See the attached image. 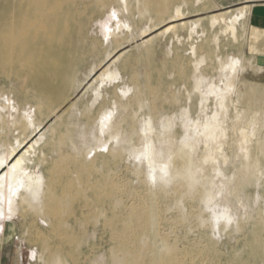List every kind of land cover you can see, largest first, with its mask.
Returning a JSON list of instances; mask_svg holds the SVG:
<instances>
[{
	"label": "bare ground",
	"instance_id": "bare-ground-1",
	"mask_svg": "<svg viewBox=\"0 0 264 264\" xmlns=\"http://www.w3.org/2000/svg\"><path fill=\"white\" fill-rule=\"evenodd\" d=\"M209 2L212 3L213 0H197L199 7L194 10L187 0H0V78H6L14 86L11 90L5 85L0 88V149L7 153L0 156V171L8 167L3 175L0 174V192L6 190L9 195V197H0V220L13 219L18 214L19 210L13 206L11 199L19 197L22 189L30 190L37 187L36 201L41 202L40 196L44 183L40 180L33 186L26 185L22 179L29 175V172L22 168V162L28 155L25 148L29 143V136L40 130L47 119L49 120L67 106L76 84L85 82L81 76L88 68L90 58L94 55L101 56L100 40L89 37L92 23L98 19L101 20L105 11L114 5L116 8L111 11L112 20L118 26V31L113 30L106 37L108 39L113 36L117 48H120L124 41L121 30L125 28L134 32V26L124 21L125 13L133 22L132 25L145 21L153 22L150 32L142 33V38L146 39L136 48L138 54H126L119 65L123 73L138 77L142 76L143 71H140V66L143 62L149 72L156 66L155 47L152 46L155 39L149 38L148 34L163 27L168 20L181 21L188 12L205 11ZM235 10L237 9L230 11L234 12L232 14L234 20L237 21L240 14L246 17L245 8H238L240 13H235ZM228 13L201 17L191 25L194 27L229 25L233 35L236 36L233 25L227 22ZM177 25H182V30L188 27L187 22L171 24L165 27L164 32L176 29ZM248 31L246 18V30L242 35L244 44L247 42ZM212 41V37H209L208 41L200 46L210 56L213 54ZM125 53L123 49L118 50V54L110 62H117ZM237 64V61L231 64L232 71L236 72ZM102 65L101 62V69H104ZM168 66L173 68L178 79L189 84L188 100L192 101V104L187 105L184 111L185 139L182 169L174 172L176 168L171 167L176 166L179 162L178 158H173L171 155L164 154L162 150L156 149L154 142L143 149H137L136 152L140 157L146 156L147 163L144 167L151 177L154 188L161 179L166 178V175L171 178L175 173L178 178L182 176L184 200L188 202L196 203L198 200L215 199L213 188L200 187L199 179L200 174L206 169L217 172L211 177V183L217 186L219 193L225 190L230 191L229 195L223 194L221 199L223 206L231 210L228 215L224 213V216L227 219H239L240 210L248 209L254 202L248 193L249 187L259 184L264 175V140L259 138L256 122H254L258 118L253 121L246 115V123L250 127V130L246 131L240 127V121L245 117L238 112L236 121L232 122L230 127L236 151L233 152V160L229 161L225 150L228 129L220 126L221 112L229 107L228 98L223 96L220 107L211 108L207 103L208 98L198 94L203 84L200 76L196 74L198 67L194 66V69L185 67L183 57L179 53H176L170 63L167 61L161 63V67L157 69L159 76L154 86H150V76L145 75L149 86L138 88L137 100L146 96L145 92L149 91L148 89L153 91L156 99L165 93L170 94V82L164 78ZM145 71L148 73L147 70ZM109 78L113 76L109 75ZM234 79L229 80L226 86L229 91H235L238 94L237 102L259 104L263 93H260L253 85L240 84L238 87ZM219 91L221 93L220 89ZM211 93H215V90H211ZM199 104L201 107L198 106ZM141 105L145 106L153 116L160 110L156 104L152 107H149V104ZM125 108L126 106L122 103L116 109V114L115 110L103 112L104 123L100 133L109 129L115 130L118 127L129 129L125 138L117 136V144L124 140L132 142L141 133L131 119L123 118L122 113ZM25 110L31 112L33 116L27 117ZM70 112L71 106L66 107L64 115ZM195 114H198L197 118ZM84 117L89 121L92 119L89 113H84ZM150 117L147 124L143 126L142 135L156 133L155 120L152 116ZM188 120L193 124L188 126ZM163 123L164 134H167L172 124H167V121ZM217 129L220 132L218 135H216ZM200 132L203 133L204 140L200 137ZM69 134L70 130L62 136ZM160 134L163 135L161 132ZM94 139L100 140L97 150L80 151L74 148L72 150L74 154L67 151L66 144L59 143L57 146L59 158L48 165L45 202L48 203L47 214L52 220L46 221L49 226V236L45 240L51 239L52 244L50 246L49 242L45 241L43 251L54 248L55 253L67 256L73 264H78L81 257L80 249L84 245V238L90 234V226L100 224L102 229L108 230L110 237L116 243L117 257L126 264H264V215H260V219L253 222L249 229V236L245 235L247 240L243 244V254H240V250L237 251L239 261H222L219 254L210 246L196 253L185 251L182 257L177 256V253L172 250L167 253L154 251L152 254L142 250L140 238L144 234L154 236L156 234L158 211L155 206H146L143 203L128 208L119 206L117 198L122 192L112 179L111 173L99 174V177L92 180V175L100 173L104 165L115 167L121 155L116 147L101 140L98 135ZM20 154L18 160L9 166L11 158ZM86 154L89 156L94 154L97 157L86 164L84 159ZM74 155H82L84 161H80ZM226 164L236 170L233 178L226 177L229 170V167L227 169L223 167ZM251 167L260 172L255 180L250 177ZM72 171L77 174L76 178L70 175ZM215 177L218 180H215ZM168 182L171 181L168 180ZM219 183L221 186L218 185ZM80 184L83 186H79ZM169 185L171 187V183ZM25 199V197L22 198L23 202H27ZM72 206H77L79 211L69 214L68 210ZM27 212L26 210L25 213ZM245 227L244 224H238L232 230L242 232ZM14 228L15 225L11 223L5 235L6 240L12 238ZM41 260L47 262L43 255ZM206 261L208 263H205Z\"/></svg>",
	"mask_w": 264,
	"mask_h": 264
},
{
	"label": "rangeland",
	"instance_id": "rangeland-1",
	"mask_svg": "<svg viewBox=\"0 0 264 264\" xmlns=\"http://www.w3.org/2000/svg\"><path fill=\"white\" fill-rule=\"evenodd\" d=\"M187 2L191 3L194 10L199 7L197 0H187ZM209 3L206 5L205 11L200 13L188 12L181 21L168 20L163 27L148 34L149 38L154 37L155 39L152 46L155 47L156 66L152 67L150 69L151 72H149L143 62L140 66V71H143H141L142 76L138 77H131L129 74L123 73L119 65L123 62L126 54H138V49L136 48L142 45L146 39L142 38V33L145 31L150 32L149 29L153 26V22L145 21L132 25L133 22L128 17V14L125 13L124 21L130 23V26H134V32L125 28L121 30V37L124 41H122L120 48H117L113 36L108 39L106 37L111 31H118V26L112 20L111 11L116 8L114 5L105 11L101 20L98 19L92 23L89 29V37H96L100 40L101 56L94 55L90 58L89 66L81 76L85 82L76 84L74 93L67 106L58 111L49 120L47 119L40 130L29 136V143L25 148L28 155L22 162V168L27 170L29 175L22 179L26 185L32 186L41 180L44 183V187L40 196L41 202L36 201V197H38L35 195L37 187H33L30 190L22 189L19 197L11 199L13 206L19 210L18 214L13 219L0 220V226L5 229L4 240L8 242L7 247L11 251V259L9 261L16 264H73L69 257L55 253L54 248L43 251L45 241H48L50 246L52 244L51 239L45 240L49 236V226L46 221L51 222L52 220L47 214L48 203L45 202L47 169L50 163L59 158V150L57 148L59 143L66 144L67 151L71 154L75 153L72 152L74 148L80 151L97 150L100 140L94 139L96 135L101 140L109 142L116 147L119 150L118 152H121V155L119 163L115 167L111 168L104 165L100 173L92 175V180L99 177V174L107 175L111 173L112 179L122 192L121 196L117 198L119 206L128 208L132 205L136 206L143 203L146 206H155L158 211L156 234L155 236L144 234L140 238L142 250H146V252L151 254L154 251L167 253L172 250L177 253V256L182 257L185 251L196 253V251L210 246L219 254L222 261H239L237 251L240 250V254H243V244L247 240L245 235L248 234L249 236V229L252 227L253 222L260 219V215H264V175H262V180L259 184L249 187L248 193L254 200L251 206L248 209L240 210L239 219H227L224 213L228 215L231 210L223 206L224 203L221 199L223 194L229 195L230 191L225 190L223 193H219L217 186L211 183V177L216 175L217 172L206 169L200 174L199 179L200 187L213 188L215 199H209L208 201L198 200L196 203L188 202L184 200L185 193H183L184 188L182 185L184 182L182 176L178 178L175 173L171 178L166 175L165 179L160 180L162 183L159 181L156 185L157 187L154 188L150 180L151 177L144 167L147 163L146 156L140 157L136 152L137 149H143L154 142L156 149L162 150L164 154L171 155L173 158H178L179 162L177 161L176 166L171 167L172 169L176 168L174 172L182 169L183 141L185 139L183 131L184 111L187 105L192 104V101L188 100L187 89H190L189 84L186 81H182V79H178L173 68L168 66L164 78L170 82V94L165 93L156 99L153 91L148 89L149 91L145 92L146 96L142 97L141 100H137L136 96L139 87L149 86L145 75L148 74L147 76H150V86H154V82L159 76L157 69L161 67L162 62L167 61L170 63L176 53L183 57L185 67H193V69L194 66L198 67L196 74L200 76L199 78L203 82L198 94L208 98L207 103L211 108L220 107L223 96L228 98L229 107L226 111L221 112L220 126L228 129L225 150L229 161L233 160V152L236 151L233 146V132L230 127L232 122L236 121L238 112L245 117L244 120L240 121V127L246 131L250 130L249 125L246 123V115L248 119H253V121L258 118L254 122H256L259 138L264 140V66L261 68L258 65V59L255 63V61L249 60L245 56L242 35L246 30L248 14L246 13V17L240 14L239 19L236 21L232 16L234 12L230 11L237 9L235 13H240L238 8H242L243 5L222 9L221 7L217 8V5H219L217 0L215 2L213 0L211 4ZM225 12H229L227 22L233 25L236 36L233 35V30H230L229 25H207L206 27H201V25L194 27V25H191L198 18ZM183 22L188 23V27L184 30H182V25H177L176 29L164 32L166 26ZM209 37H212L213 40V54L211 56L205 49L200 47L208 41ZM120 49H123L126 53L117 62L111 63L110 60L118 54ZM194 49H196L195 52ZM234 61L238 62L236 72L231 70V64ZM101 62L104 69H101ZM234 74H236L235 79ZM109 75H112L113 78H109ZM231 79L236 81L238 87L240 84L256 86L257 90L263 93L259 104L238 103V94L235 91H229L226 86V83ZM4 85L9 90L14 89L13 84L6 78H0V88ZM211 90H215V93H211ZM122 103L126 106L122 113L123 118L131 119L134 126L136 125L135 127L141 133L132 142L124 140L117 144V136L125 138L129 129L118 127L115 130L109 129L104 133H100V129L104 123L103 112L105 110L110 112L115 110L116 114V109ZM141 104H149V107L156 104L160 110L153 116ZM70 106L71 112L64 115V110ZM198 106L201 107L200 104ZM162 108L165 109L162 111ZM24 113L27 117L33 116L28 110H25ZM84 113H89L92 119L90 121L87 120L84 117ZM150 116L155 120L156 133L142 135L143 126L147 124L149 118H151ZM197 117L198 114H195V118ZM163 120L167 121L169 125L172 124L171 130L167 134H164L163 131ZM189 120L188 126L193 124ZM27 121L28 118L25 122L27 123ZM69 130V135L62 136L67 134ZM219 133L217 129L216 135ZM200 137L204 140L202 132H200ZM43 148L46 149L43 150ZM6 154L0 149V156ZM145 155H147L146 152ZM20 156L21 154L12 157L9 161V166H12ZM74 156L82 162L85 159L86 164L91 162L94 157H97L94 154L90 156L86 154L84 159L82 155ZM248 163L249 161L247 165ZM223 167L226 169L229 167L226 177L233 178L236 175L234 168L227 164ZM7 170L8 167H5L0 171V174L3 175ZM259 174L260 172L256 168L251 167V179L255 180ZM70 175L74 178L77 177L74 171ZM168 180L171 182H168ZM215 180H218V178L215 177ZM160 183L165 184L161 185ZM169 183H171V187ZM167 185L169 186L167 187ZM218 185L221 186V183ZM79 186L83 185L80 184ZM4 196L9 197L8 191L0 192V197L3 198ZM23 197L26 198L27 202H23ZM26 210L28 211L27 213H25ZM76 211H79L78 207L72 206L68 213L73 214ZM11 223L15 225L13 236L10 240H6L5 235ZM238 224L246 226L242 232L232 230ZM89 229L90 234L84 238V245L80 249L81 257L78 264H126L117 257V245L110 237L108 230L102 229L100 224L98 226L91 225ZM16 250V259H14ZM42 255L48 263L41 260ZM3 261H7V259H3ZM205 263L208 262L206 261Z\"/></svg>",
	"mask_w": 264,
	"mask_h": 264
},
{
	"label": "crops",
	"instance_id": "crops-1",
	"mask_svg": "<svg viewBox=\"0 0 264 264\" xmlns=\"http://www.w3.org/2000/svg\"><path fill=\"white\" fill-rule=\"evenodd\" d=\"M217 8L230 9L243 5L247 16L248 25V38L244 44L245 56L247 59L257 61L259 57H264V0H217ZM215 2V0H214ZM1 223V222H0ZM5 229L0 226V264H16L9 261L11 259V251L7 247V243L4 240ZM15 251V258L16 259ZM7 259V261L1 260V258Z\"/></svg>",
	"mask_w": 264,
	"mask_h": 264
},
{
	"label": "water",
	"instance_id": "water-1",
	"mask_svg": "<svg viewBox=\"0 0 264 264\" xmlns=\"http://www.w3.org/2000/svg\"><path fill=\"white\" fill-rule=\"evenodd\" d=\"M258 65L259 66H264V57H259V59H258Z\"/></svg>",
	"mask_w": 264,
	"mask_h": 264
}]
</instances>
